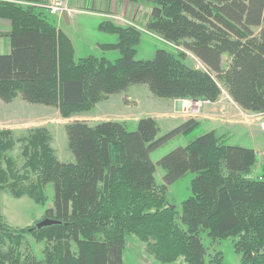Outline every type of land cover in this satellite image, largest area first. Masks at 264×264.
Here are the masks:
<instances>
[{"label":"trees","instance_id":"1","mask_svg":"<svg viewBox=\"0 0 264 264\" xmlns=\"http://www.w3.org/2000/svg\"><path fill=\"white\" fill-rule=\"evenodd\" d=\"M143 1L151 5L144 31L185 52L158 50L153 60L138 61L139 27L107 21L99 30L118 41L101 48L121 57L78 60L69 38L36 7L0 1V19L13 25L7 34L12 52L0 55V101L9 104L19 92L27 103L59 107L69 117L147 85L155 98L173 101L215 103L225 90L242 110L264 113V0ZM187 53L203 70L185 62ZM200 127L189 119L157 139L159 124L150 117L139 120L135 132L118 122L94 127L74 122L66 126L75 158L70 164L56 157L47 131L37 130L24 142L22 169L9 157L1 160L15 148L12 134L1 133L0 191L43 204V191L51 184L54 208L44 219L59 223L16 229L0 210V264H123L126 234L146 243L160 263L206 264L203 232L211 240L236 238L241 264H264V180L250 176L257 164L254 150L229 146L213 131L157 164L151 160L167 141ZM157 168L165 171L162 186ZM187 174L195 178L180 214L167 207L161 191ZM26 235L48 242L44 260L22 252ZM214 264H224L221 255Z\"/></svg>","mask_w":264,"mask_h":264},{"label":"rangeland","instance_id":"2","mask_svg":"<svg viewBox=\"0 0 264 264\" xmlns=\"http://www.w3.org/2000/svg\"><path fill=\"white\" fill-rule=\"evenodd\" d=\"M21 1V0H15ZM73 6V4H72ZM74 7H76L74 5ZM78 13L68 16V20L60 15H47L45 18L56 28L65 33L74 43L76 59H83L90 56L101 58L104 56L108 61L114 62L121 55L118 51H102L97 44L107 42H117L116 36L100 32L98 26L102 19L98 16L88 15L82 7V3L77 7ZM84 10V11H83ZM151 10V5L143 0H121V7L117 5V15L109 16L114 25L127 27L135 24L140 29L141 42L137 48L136 60L150 61L153 60L158 50H167L174 55L184 51L181 47L168 44L163 40L145 32V24ZM185 52V51H184ZM185 62L192 68L203 70V65L190 53H187ZM228 58H225V66L228 64ZM224 101L215 103L221 105V108H232L237 111L236 103L224 90ZM230 99L228 98V96ZM221 98V97H220ZM181 101V100H176ZM178 106L173 100L155 98L147 85L132 86L127 92L111 96L109 99L94 106L91 110L84 112L77 111L69 117H64L60 108L47 107L42 105H31L25 102L18 92L15 99L9 104L0 101V134L10 132L15 141V148L1 154V160L9 157L18 168L22 169L25 160L22 158V150L28 136L37 130H46L50 135V146L56 157L63 163H75V158L69 149L68 138L66 134V126L74 122H85L89 126H96L104 122H118L125 124L129 132H135L138 127V122L141 119L154 116L157 118L160 132L157 139L163 138L168 133L177 129L183 119H196L200 113L194 114L191 103ZM184 104V102H183ZM214 103L208 102L204 105ZM203 105V106H204ZM202 106V107H203ZM170 108V109H167ZM201 107V108H202ZM241 109V108H240ZM177 110V111H176ZM184 110V111H183ZM238 119L242 126L251 127L250 132L242 130H234L229 132L220 123L200 122V129L189 135H180L167 141L162 147L151 154V160L157 164L162 158L170 154L179 147H186L194 138L206 133L214 131L217 135L226 139V144L229 146H239L242 148L253 149L257 148V164L253 169V179L264 180V131L261 128L259 114H254L244 110H240ZM208 120V119H207ZM242 129V128H241ZM213 130V131H212ZM218 130V131H217ZM226 136H225V135ZM250 137L256 140L251 141ZM4 166V163H3ZM23 174V170H19ZM164 170L157 168L156 182L159 186L163 185ZM35 178V177H34ZM195 178L194 174H187L181 180L175 182L168 188L164 187L163 194L166 197L167 207L176 210L181 214V205L192 194V181ZM36 181V180H35ZM45 198L43 204H37L27 197L21 199L14 198L9 191H0V210L4 220L13 228L32 227L44 220L45 213L48 209L54 208V188L49 184L43 191ZM180 228L183 230L185 226L177 220ZM200 237L206 247V264H214L219 255L222 256L224 264H241L240 255L235 251L234 237H229L224 240H211L207 237V233L203 232ZM48 242L39 241L32 235H26L22 252L34 255L36 259L44 260L43 252L48 248ZM52 245V244H51ZM76 250V246L73 245ZM123 264H163L156 260L154 254L149 249V246L142 242L134 234H126L124 236V250L122 257ZM176 264H184L181 259Z\"/></svg>","mask_w":264,"mask_h":264},{"label":"crops","instance_id":"3","mask_svg":"<svg viewBox=\"0 0 264 264\" xmlns=\"http://www.w3.org/2000/svg\"><path fill=\"white\" fill-rule=\"evenodd\" d=\"M29 1L31 3L33 2L32 5H34V4L39 5L38 7L34 8L36 13H42V14H44V17L49 15L48 11L41 7L42 5L48 3V0H38V2L33 1V0H21L20 2L23 3L22 6H30L31 3ZM81 3H82V7H84V9H87L86 11L83 10L85 13H87L88 15L98 16L102 19V22L100 24L107 22V21H111L112 19L109 16L117 15V5H119L121 7V0H68V7L70 10L73 11L70 15L78 13L79 10H77L78 9L77 7ZM72 4H73V6H72ZM74 5L76 7H74ZM68 16L69 15L60 16V17H64L65 20H68ZM99 26H98V30H99ZM12 30H13V25H12V22L10 20L0 19V55H8L12 52L11 41H10V38L7 37V34L10 33ZM58 30H60V29H58ZM69 40L71 41V43L73 45L75 58H76L77 50H76L75 45L72 42V40L70 38H69ZM116 41H118V40L116 39ZM116 43L117 42H114V43L107 42V43L97 44V45H98V48L99 47L101 48L102 45H109V44L113 45ZM102 57H104V56H102ZM223 96H225V95L223 94L221 96V98L219 99V101H222V100L224 101ZM173 102H174V104H176L178 106L189 105V103H186L187 101H182V103H181V101L180 102L179 101H173ZM183 102H184V104H183ZM235 107H236L237 111L235 110V108L234 109L229 108V110L227 108H225V109L221 108V105H219L217 103L210 104V105H204L201 108L199 116L196 119L195 118L194 119L197 120L199 123L203 122V121L206 123L215 121L213 123H215V124L220 123L223 126V128H226V130L229 132H233L234 130L239 129L242 131H247L249 133L251 130V127H249V126L244 127L241 125V123L239 122V119H238V113L240 115L241 109L237 104ZM167 109H170V108L167 107ZM188 109H189V107L187 106V110ZM150 118H153L157 121V118L154 116H151ZM186 121L187 120H185V118H184L181 124H183ZM250 138H251V141L256 140L254 137H250ZM252 150H254L255 152L258 151L257 148H253ZM252 174H255V173H252ZM251 178H253L252 175H251Z\"/></svg>","mask_w":264,"mask_h":264},{"label":"built area","instance_id":"4","mask_svg":"<svg viewBox=\"0 0 264 264\" xmlns=\"http://www.w3.org/2000/svg\"><path fill=\"white\" fill-rule=\"evenodd\" d=\"M0 1L14 2L15 0H0ZM15 2L23 5L22 2H19V1H15ZM32 4L33 3H31L30 5H32ZM33 6L38 7L39 5L34 4ZM41 7L44 8L45 10H47L48 13L51 15L65 16V15H70L73 12L68 7V0H48V3L42 5ZM228 98L230 99L229 96H228ZM207 103H208V101H198L197 103L192 104L191 107H192L194 114L200 113L201 107ZM258 118H261V120H260L261 128L264 131V113L259 114Z\"/></svg>","mask_w":264,"mask_h":264},{"label":"water","instance_id":"5","mask_svg":"<svg viewBox=\"0 0 264 264\" xmlns=\"http://www.w3.org/2000/svg\"><path fill=\"white\" fill-rule=\"evenodd\" d=\"M192 104H195L197 103L198 101L197 100H194V101H190ZM182 103V101H181ZM59 222L56 221V220H52V219H44L42 220L41 222H39L38 224H36V229H42V228H46V227H49V226H53V225H56L58 224Z\"/></svg>","mask_w":264,"mask_h":264},{"label":"bare ground","instance_id":"6","mask_svg":"<svg viewBox=\"0 0 264 264\" xmlns=\"http://www.w3.org/2000/svg\"><path fill=\"white\" fill-rule=\"evenodd\" d=\"M7 4V3H6ZM181 104V103H180ZM185 106V105H184ZM187 107V106H186ZM200 109V108H199Z\"/></svg>","mask_w":264,"mask_h":264}]
</instances>
